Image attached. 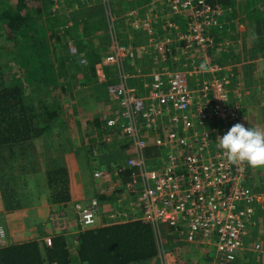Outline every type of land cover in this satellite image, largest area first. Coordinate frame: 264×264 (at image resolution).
<instances>
[{"label":"built area","instance_id":"1","mask_svg":"<svg viewBox=\"0 0 264 264\" xmlns=\"http://www.w3.org/2000/svg\"><path fill=\"white\" fill-rule=\"evenodd\" d=\"M160 2L163 11L156 6L127 14L133 28L146 30L149 39L143 45L120 42L114 27L117 16L105 9L109 41L95 69L101 81L106 68L117 71L116 81L106 86L115 109L104 120L109 129L121 130L117 139L127 142L128 156L111 166L112 171L95 170L93 177L100 192L116 193L118 210L124 199L132 201L136 212L130 218L153 226L161 264L170 253L168 245L176 242L210 247L214 264H234L244 252L252 214L264 210V195L258 201L247 189L248 165L230 164L215 143L233 124L241 123L240 106L229 96L222 69L207 62V52L218 47L211 29L220 27L217 17L223 11L206 0ZM179 18L186 20L182 29ZM196 49L204 52L203 69L192 65L191 54ZM70 50L75 52L73 46ZM139 54L159 65L151 72L135 70L141 74L142 86L147 84L143 95L129 84L133 74L123 67ZM188 63L195 88L187 82ZM205 73L210 76L202 80ZM149 148L159 151L153 160L144 155ZM122 170H127V177L121 175ZM118 189L123 192L117 193ZM75 208L79 229L98 225L96 197ZM66 218L51 214L56 233L69 229ZM44 241L49 245L51 238Z\"/></svg>","mask_w":264,"mask_h":264},{"label":"trees","instance_id":"2","mask_svg":"<svg viewBox=\"0 0 264 264\" xmlns=\"http://www.w3.org/2000/svg\"><path fill=\"white\" fill-rule=\"evenodd\" d=\"M150 1L141 0L145 3ZM160 1L156 0V3ZM206 1L211 7L219 6L223 11V15L217 17L220 27L211 29L217 38L219 32L226 34L225 17L237 10V0ZM259 1L252 0L253 15H246L253 25L250 34L255 43L248 50L247 58H252L256 52L264 54V4L257 5ZM53 2L54 0H0V30L6 32L19 49L18 60H6L0 64V198L5 212L24 207L18 182L24 186L25 191L28 184L32 183L27 179L29 174L39 173L43 168L49 203L64 207L70 202L68 169L62 156L64 151L60 150V144L50 149L43 146V141L44 136L54 131L58 132L59 137L65 135L68 120L72 119L74 125H80L76 118L77 110L87 118L82 122L85 125L84 138L88 142L85 166L93 167L91 172L96 168L93 162L101 159L93 151L101 145H110L101 142L102 138H117L121 134V130L106 126L99 101L97 97H93V92L90 94L93 97L91 99L95 100L93 103H77L73 100L75 94L69 90V86L76 89L98 83L95 64L106 51L100 47L90 50L87 48V40L81 41L75 37L72 38L74 53L69 44L61 46L63 39L57 41L56 29L63 28L64 25L58 18L60 16L56 17L51 12ZM140 5L139 0L132 1L122 10H142V6L135 8ZM103 21L105 19L101 10V17L97 22L99 24L84 26V37L89 31L96 32L101 28ZM228 28L229 33L233 31L232 25H228ZM47 32L50 33L52 44L46 40ZM211 54L216 61L219 57L221 60H228L227 55L221 51L216 50ZM81 59L85 62L82 63ZM257 62L256 79L262 82L264 91V60ZM105 72L107 77H113L117 73L115 69H105ZM62 93L71 98L70 107L66 110L63 108ZM90 110L93 112L87 115ZM90 115L92 116L89 117ZM37 143L42 144L38 150ZM118 146L119 151H124L127 142ZM112 151L107 150V154ZM158 154L159 151L153 148L144 152L145 157L151 160ZM121 162L123 161L120 160ZM97 165L99 169L104 168L108 172L113 170L108 161H100ZM126 171L122 170L121 175L127 177ZM100 191L93 194L100 203L101 222L96 227L79 229L72 240L62 233L51 234L47 236L51 238L49 245L45 243L42 233L38 238L20 243H9L3 236L0 238V264H146L157 258L159 246L153 226L130 218L133 213L130 212L129 200L124 199L118 210L114 198L117 195ZM122 192L119 189L117 191L120 194ZM25 194L29 196L28 192ZM107 211L112 212V217L108 216ZM169 245L172 248L176 245L181 264H200L205 258L208 262L207 255H201L202 258L196 261L194 254L197 253L192 252L194 250L184 252L186 244L176 242ZM239 260L237 258L234 264H240Z\"/></svg>","mask_w":264,"mask_h":264},{"label":"crops","instance_id":"3","mask_svg":"<svg viewBox=\"0 0 264 264\" xmlns=\"http://www.w3.org/2000/svg\"><path fill=\"white\" fill-rule=\"evenodd\" d=\"M56 0H54V2L51 4V11L52 9H54L55 6H58L59 3L58 1L55 3ZM98 2H100V0H97ZM102 1V0H101ZM126 1L128 2L129 0H113V3H116V6H121L122 2ZM71 2H75L74 0H68V4H70ZM154 3H156V0H151L149 3H145V2H140V6H136L135 8H139L141 7L142 10L148 9L153 5ZM240 2L237 0L236 3V8L237 10L232 14L235 15L236 17L235 19H232L230 16V14H228V16L225 17V21L224 24L226 26V34H222L219 32V34L217 33V38L215 37L216 42H218V47H216L215 50L211 49V53L213 52H217L221 51L223 54H226L228 57V60H221L220 57L219 59L214 58V55L212 56V54L210 53V51L207 52V56H208V63L210 64H215L217 66H220V68L222 69V71H220V75L224 78L227 79L228 81V85H227V90L229 93V96L231 97V99H233L234 102H236L239 106H240V117H241V123L244 124L246 127L247 125L253 124L256 125L257 128H260V123L258 122L257 118H254V122L251 121V110L252 108L255 106H252L254 101H257V97L256 96H252L250 94H254V92H251L253 90L258 89L259 93L262 92L261 94H264V91H262V82L260 83L258 79H256V69H257V61H261L264 60V54H259V53H254L252 55V58L248 57V59H250V62L248 65H244L240 66V61L242 60V58H247L246 54H248V51H246V53H242L240 56L242 57L240 61H238V57L235 58L232 56V54L230 53L231 48H238L239 47H243L244 44H246L249 41H252L253 46H254V40L251 39L252 35H249L250 32L248 30L245 29V27H247V23H248V16L249 12L244 11L246 8L250 7L252 8V13H253V3L252 0H243V4L244 6L241 7V5L239 4ZM242 3V1H241ZM53 5V6H52ZM157 5V3H156ZM241 8H239V7ZM72 7V6H71ZM128 6H126L125 8H127ZM63 8V7H60ZM60 8H57L60 9ZM73 8V7H72ZM81 8V7H80ZM89 8V7H88ZM124 7H121L120 9H118V12L116 13V16H118L119 21H117V27H119V31L122 28V30H124V35L122 36H118L120 42L126 44V43H132L131 42V33L132 31H136V32H141L140 30H144L143 32L146 33L145 36H148L147 32L145 29L143 28H133L132 27V17L128 16L127 14L130 13V9H128L127 13H124V10H122ZM133 9V7L131 8ZM86 9H84L85 11ZM242 15L239 14V12H243ZM53 13V12H52ZM75 14L78 12H74ZM251 13V15H253ZM65 14V13H64ZM99 14V13H98ZM96 13V15H93L92 17L97 18L96 16L98 15ZM248 15V16H246ZM65 15H63L64 17ZM87 17H89L88 15H86ZM80 17L83 19H85L84 14L82 13V15H80ZM71 18H74L73 15H71ZM60 22L64 25V27H69L73 25V21H69V22H63L65 19L60 17ZM63 19V20H62ZM91 19V18H89ZM86 20V19H85ZM122 20V21H121ZM231 20H235L234 24L231 23ZM82 21V20H81ZM87 21V20H86ZM99 21V20H98ZM97 21V22H98ZM95 22L96 24H99ZM185 22L186 20L184 18H179V28L182 29L185 26ZM81 23V22H79ZM76 24V23H74ZM91 24V23H89ZM232 24L233 27V32L229 33V28L228 25ZM250 25V23H248ZM85 26L87 24H84ZM91 26V25H89ZM250 27V26H248ZM251 27L253 28V25L251 23ZM129 28V29H128ZM93 31V30H92ZM88 32V34L86 35V37H84L85 35L83 34V29L81 26L80 32L77 33V31L75 32V34L73 35V37H75V39L77 40H87V42L89 41H95L96 43V39L92 38V36H94V32ZM246 32V33H245ZM99 35V32H97ZM235 33V34H234ZM234 34V35H232ZM103 35V34H102ZM126 36H129L128 39L126 40ZM251 36V37H250ZM71 37V41H69V46H72V38ZM95 37V36H94ZM106 37V35H103L104 39ZM253 38V37H252ZM149 39V36H148ZM147 39V41H148ZM137 41V40H136ZM108 40L104 43V46L102 47L103 51H107L106 46L108 45ZM96 45H103V42H97ZM135 45V44H134ZM88 47H90L88 45ZM99 48V47H97ZM101 48V47H100ZM235 50V49H234ZM203 55L204 52H201L200 50L196 49L192 51L191 57L194 59L192 65L200 67L201 64H203ZM216 55V54H215ZM233 58V59H232ZM137 64L138 68H135L133 65V63ZM248 66V67H246ZM124 70L128 71V73H132L133 74V78L130 79L129 84H131L134 88H138V93L139 95H143L145 94V89L147 88V84H145L144 86H142V79L140 78L141 74H136L135 70L139 69L143 72H151L154 71L155 69L159 68V65L153 64L149 59L145 58L144 55L139 54L138 57L134 60H127L124 64ZM134 67V68H133ZM185 67V66H183ZM201 68V67H200ZM106 69H111V68H106ZM187 74L189 75L187 77V82L188 84H190L192 88H195V84H196V79L194 78V75L190 74V65L188 63V66L185 67ZM243 70V71H241ZM95 72L98 74L97 69H95ZM115 72V71H114ZM142 72V73H143ZM104 78L105 80L102 84L100 82H102L96 75L97 77V82H99L102 88V92L103 94H98L95 95V97H97V101L100 102V111L101 112V116L103 117H108L110 116L114 109L115 106L111 104V102L109 101L107 95H106V86L109 83L115 82V73L113 74V77H107L106 76V72L104 71ZM210 74L209 73H205L204 75H202L200 78L202 80H205L206 78H209ZM246 78H251L252 79V83L251 86L248 87H244V81L246 80ZM255 81L258 82L257 84H255ZM105 84L104 88L103 85ZM248 89L250 91H248ZM250 93V94H249ZM261 95L260 100L258 99L259 102H256L255 104H259L261 102V99L263 98ZM95 101V100H94ZM90 103V102H88ZM105 112V113H104ZM264 124V119L261 122ZM82 123L80 122V125ZM77 125V126H80ZM252 125V127H253ZM264 126V125H263ZM115 140H112L111 142H114ZM87 138H83L82 141H80V143H78V145H74V147L72 148V152L76 153V148L80 147L82 149L83 152V157L82 160H77L76 158V154L74 156L73 162L70 161V159L68 158H64L66 167L68 169V178H69V194H70V202L65 205L64 207L62 205H56V204H51L48 201V191L45 185V191L44 193L42 192L39 197L36 193H29L28 199L29 202L27 205H24L23 208L21 209H16L10 212H5L3 209V205H2V201L0 198V228L3 230V233L5 232V238L6 240H8L9 243H20V242H24L30 239H35L38 238L40 235L44 234L43 237H47L51 234H55L56 232L52 229L49 220H48V216L49 213H51L54 210H57L59 212L65 213L66 216L68 217V219L71 221H74L75 218V213L73 211V207L74 205H82L83 203L87 202L90 198L95 197L93 194H95L94 192H99L100 188V184L95 181L93 179V177L90 175V171L87 173L86 170L87 169H92L90 168L88 165L85 166V157H86V144H87ZM111 144V143H110ZM71 154V153H70ZM94 154L97 156L98 154H100V151L97 149H95ZM95 165V170H98V165L96 162H93ZM151 163V162H150ZM98 168V169H97ZM44 169V168H43ZM100 170H106L104 168H101ZM39 173H42V176L44 177V174L42 171H40ZM39 173H36L35 175H30L27 177V179L30 181V183L34 182L37 179V176ZM85 178V181H84ZM90 179V182L88 181ZM86 182V183H85ZM94 184V186H96V189L93 190L90 194L88 193V186L91 183ZM92 184V186H93ZM116 195V193H115ZM77 203V204H76ZM116 205V202H115ZM108 216L112 217V212L107 211ZM130 212L131 213H135V209L133 207V202H130ZM258 213H262L258 212ZM114 215H115V209H114ZM262 217V216H261ZM76 223L74 221V223L72 222V226L65 232L66 238H73L75 236L76 233H73V231L78 228H76ZM42 233V234H41ZM68 239V238H67ZM69 242V240H68ZM70 243V242H69ZM180 244H185V243H180ZM187 247H191L193 245H189L186 244ZM201 246V245H200ZM169 248H172L171 245H168ZM180 248H182V246H180ZM185 248V247H183ZM194 251V260L199 261L203 255H207L208 257V262L210 261V264H213L212 262V257H213V249H211L210 247L204 248V247H199V248H195L192 249ZM255 251H258L255 250ZM160 253V252H159ZM205 253V254H204ZM245 253V251H244ZM200 254V255H198ZM243 254V253H242ZM159 255V254H158ZM193 255V254H190ZM198 255V256H197ZM202 255V256H201ZM245 256V255H244ZM241 257V256H240ZM242 258V257H241ZM175 260V259H174ZM206 258L204 259V262H201L200 264H206ZM176 261V260H175ZM241 259L238 261V263H240ZM178 264V263H177Z\"/></svg>","mask_w":264,"mask_h":264},{"label":"rangeland","instance_id":"4","mask_svg":"<svg viewBox=\"0 0 264 264\" xmlns=\"http://www.w3.org/2000/svg\"><path fill=\"white\" fill-rule=\"evenodd\" d=\"M57 1H58L59 5L55 6L54 9H52L51 12H53V15H55L56 17L60 16V17L64 18L65 20L63 22L73 21L72 26H69V27L63 26V28L58 27V29H56V37L55 38H57V41L63 39L61 42V46H62L63 44H69V41H71V37H73L75 32L76 31H77V33L80 32L81 26H82V29L85 28L84 24H86V22L88 25H92V26L96 25L95 22H97L99 20V17H101V10H102V16L104 17V19H105V9L108 13H110L111 15L114 14V16L116 17V13L118 12V9H120L121 7H126L127 5L132 3V1H138V0H129L128 2L123 1L121 6H116V3H113V0H108L107 1L108 4H106V5H104L103 1H101V0H100V2H98L97 0H79V1L74 0L75 2H71L70 4H68V0H56L55 3ZM238 1L240 2L239 4L241 5V7H243L244 6L243 0H238ZM241 1H242V3H241ZM139 2H141V0H139ZM235 3H237V2H235ZM161 4H163V2L162 3L159 2L157 5H156V3H154L153 5H150L151 6L150 8H152V10H154V8L157 6L158 8L156 10H159V8H160V10L163 11V9H161L162 6H159ZM259 4H264V0H260L259 3H257V5H259ZM60 7H63V8H60ZM57 8H60V9L57 10ZM84 9H86V10L84 11ZM127 10L128 9L124 10V13H127L129 11V10L128 11ZM244 11L249 12V15H251V13H252L251 6L246 8ZM244 11L239 12V14L242 15V13H244ZM74 12H78V13L75 14ZM234 12L235 11L231 12V14L229 16L232 19L237 18L236 14L232 15ZM82 13L84 14L85 19L87 21L84 18L82 19L80 17V15H82ZM96 13L97 14L99 13L96 16L97 18L92 17L93 15H96ZM63 15H65V16L63 17ZM71 15H73L74 18H71ZM86 15H88L89 17H87ZM60 17H58V18H60ZM89 18H91V19H89ZM116 18H117V21H119L118 16ZM234 21L235 20H231V23L234 24ZM79 22H81V23H79ZM74 23H76V24H74ZM89 23H91V24H89ZM248 23H249V21H248ZM248 23H247V27H245V29L251 33L252 32L251 23H250V25ZM230 25H232V24H230ZM248 26H250V27H248ZM114 27L117 29L116 34L118 36L124 35V30H122V28H121L119 31V29H118L119 27H117V23L114 24ZM233 27L234 26L232 25L231 29H233ZM108 29H109V27L106 24V20H105V22L103 21V24H101V28H99L96 32H94L95 37L92 36V38L97 40L96 43H95V41L93 42L92 40L89 41L88 45L90 47H87V48H90V50L97 48V47L102 48L104 46V43L107 40L109 41ZM140 31L141 32L132 31L131 36H130L131 42H133L134 44H137V45L147 44L148 36H145L146 33L143 32L144 30L143 31L140 30ZM97 32H99V35H96V34H98ZM232 32L233 31H230V33H232ZM102 34L106 35V37L104 39H102L103 38ZM249 35H252V34H249ZM49 36H50V33L47 32L46 40L48 41L49 44H52V40H50L51 37H49ZM128 37L129 36H126V40L128 39ZM251 39L253 40L252 37H251ZM98 41L103 42V45H96ZM252 47H253V43H252V41H249L246 44H244V46L242 48L241 47H239V49L238 48H231L230 53L232 54L233 57H235V58L238 57V61H240L242 58L240 55L243 52H245V50L248 51ZM18 52H19V49H18L16 43L8 37L6 32L3 33V31L0 30V64L5 63L6 60H10V61L18 60ZM252 52H254V51H252ZM249 62H250V59L242 58V60L240 61V64H241L240 66H243V64L248 65ZM96 65H97V63L95 64V66ZM131 65H133L135 68H138L137 64L135 62ZM246 67H248V66H246ZM241 71H243V70H241ZM96 75H97V73H96ZM103 82L104 81H102L100 83L102 84ZM100 83L98 82V83H94L92 85L89 84L86 87H80V88H76V89L69 86V90L75 94L73 100L77 103H84L86 101H87V103L88 102L93 103L94 101L91 98H93L95 96L91 97L90 94L92 92L97 96H98V94H101V95L103 94L102 88L99 87V86H101V85H99ZM251 83H252V79L246 78L243 86L244 87L251 86ZM255 84H257V83H255ZM104 86H105V84L103 85V88H104ZM248 91H250V90L248 89ZM251 92H254V94L249 93L251 95V97L256 96L260 100L262 92L259 93L258 89L253 90ZM66 95H63V93L61 95L62 99L64 98L63 108L65 110L70 107V102H71L70 101L71 98L66 96ZM66 97H68V98H66ZM262 97H263V99L261 101L262 103L260 102L259 104L256 105L255 103L259 102V101H258V99H257V101L256 100L254 101L252 106H254V105L255 106L252 108L251 114H250L251 121L254 122V118L256 117L258 122L260 123L259 124L260 127H264L263 126L264 124L261 123L264 119V116H263V113H264V106H263L264 105V102H263L264 94L262 95ZM98 104H100V102H98ZM70 112H72V110H70ZM92 112H93V110H90L89 112H87V115H89V113L91 114ZM91 116L92 115H90L89 117H91ZM76 118H78V121L81 123L87 119L84 116V114L79 113V110H77ZM65 125L67 128L65 131V135L63 134V136L59 137L58 132L54 131V132L50 133L49 135L44 136L45 139L43 141V146H46L50 149H53L55 147V145L58 146L60 144L61 145L60 150L64 151V154L62 155L63 159L68 158V159H70V161L73 162L74 156L76 154L77 160H82L83 152H82V149L80 147L76 148V150H77L76 153L72 152L71 150L74 147V145L75 146L78 145V143H80V141L83 140V138H84V126L85 125H84V123H82L80 126L74 125V121L72 119L68 120V123H66ZM252 125L253 124H250L247 126L252 127ZM253 127L257 128L256 125H253ZM112 140H115V141L111 142ZM101 142L108 143V144L111 143L108 147L101 145V146H99L100 148H98V150L100 151V154H98L97 156H99L101 158L100 161L102 163H106L108 161V164L110 163L111 166L118 165V164H120V160L124 161L125 158L128 156V152L126 150L119 151L120 146L117 147V145H120L123 142L122 140H119V139L114 138L112 136H110V137L106 136V137L102 138ZM113 143H115V145H113ZM36 145H37V150L42 146V144L40 145V143H37ZM107 150H113V151L110 154H107ZM94 151H93V154H94ZM100 161L97 160L96 163H99ZM41 171L44 174V169H42ZM89 171H90V169L86 170L87 173ZM93 172H91V171L89 172L92 177H93ZM30 175H35V173L30 174ZM44 177H45V175H44ZM44 177L42 176V173H39L37 176L38 180H36L37 182H33V184L32 183L28 184L29 186H27L28 188L26 187L27 189L25 188L26 189L25 191H24V186L20 185V181L18 182L19 183V190L23 194L20 197L23 201V205H27L29 202L28 195H26L25 192L36 193L38 195V197L42 192L44 193L45 185H46ZM93 179H94V177H93ZM84 181H85V178H84ZM88 181L90 182V179ZM92 184H93V182H92ZM92 184L90 183L88 186V193L89 194L93 190L96 189V186H94V184L92 186ZM246 187L250 193H253L256 195V198L258 201L263 198L262 195H264V167L252 168V167L248 166V179L246 182ZM113 196H116V195L113 194ZM114 198H115V201H117V196ZM127 199H129V198H127ZM75 206L76 205H74V207H73V211L75 213L74 221H76V219H77V210H76ZM261 211H262V214L261 213H255V214H252V216H251L252 226L249 229L250 230L249 236H247L243 240L244 248L242 251H245V253L243 252V254H240V256L242 257V258L239 257V259H241L240 264H264V210L261 209ZM54 213H60L61 215H63V218L67 217L62 212L54 210L51 213H49V216H48L49 223H50L51 214H54ZM66 219L68 221L67 223H68L69 228H70L72 226V222L74 223V221L70 222L68 217ZM100 222H101V220L98 222V224ZM50 225H51V223H50ZM51 227H52V225H51ZM76 228H78V229H76V231L74 230L73 233L78 232L79 227L77 226ZM4 236H5V232H4ZM72 239L73 238H69V240H72ZM257 244L259 245L260 248H257L258 251H255V250H257V249H255V245H257ZM175 246H173L172 250H171V248L168 247V249L170 250V253L166 254V256L164 258L165 261H163L162 264H177V263L181 264L182 263L181 258L177 257V253H178L177 250L178 249ZM199 247L207 248V246H200L198 244H194L190 248L185 247L184 252L192 251V249L199 248ZM72 248L73 247H71V249ZM188 253H190V252H188ZM244 255H245V257H244ZM161 262L162 261H160V259L155 257L154 259L146 262V264H161ZM206 264H210V262H206Z\"/></svg>","mask_w":264,"mask_h":264},{"label":"clouds","instance_id":"5","mask_svg":"<svg viewBox=\"0 0 264 264\" xmlns=\"http://www.w3.org/2000/svg\"><path fill=\"white\" fill-rule=\"evenodd\" d=\"M200 67L203 69L204 65ZM215 143L230 164L264 167V127H246L238 122L218 136Z\"/></svg>","mask_w":264,"mask_h":264}]
</instances>
